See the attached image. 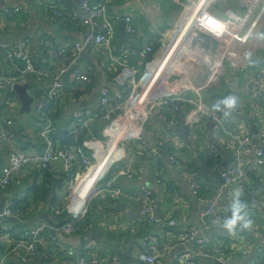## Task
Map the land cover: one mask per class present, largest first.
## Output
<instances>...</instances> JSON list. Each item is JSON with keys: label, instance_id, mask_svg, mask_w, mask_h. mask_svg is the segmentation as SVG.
I'll list each match as a JSON object with an SVG mask.
<instances>
[{"label": "crops", "instance_id": "crops-1", "mask_svg": "<svg viewBox=\"0 0 264 264\" xmlns=\"http://www.w3.org/2000/svg\"><path fill=\"white\" fill-rule=\"evenodd\" d=\"M82 1L0 0V45L7 43L16 48L18 44L26 43L29 58L39 70H55L66 66L65 60L54 59L53 55L56 53L53 50L71 51L73 44L80 42L89 33L84 24L76 26L67 16L71 10H79ZM88 1L94 3V0ZM244 1L250 3L253 0ZM129 2L132 0H108L107 13L116 23L117 42L128 41L135 50L142 49L144 39L149 38L153 42L152 54L142 60V70L137 68L140 73L144 71L141 94H148L147 83L156 86L153 90L155 95L174 92L175 96L182 94L192 97V94L200 93L204 96V102L213 104H219L225 97L235 103L242 99L244 113L236 115L233 104L230 110H226L225 132L219 134L214 131V126L210 129L209 124L212 123L207 119L192 124L189 119L194 112V105L183 101L176 102L177 104H172L163 111L149 106L145 111H148L145 118L132 117V113L128 112L124 116L113 115L109 123L101 122L96 127L95 142L86 148L85 153L92 162L99 160L105 166V173L102 177H95V183L105 187L107 182H113L121 191L122 198L113 200L102 193L87 202L84 197L82 200L71 197L77 190L68 192V179L62 184L56 180L47 181L43 185L38 174H29L23 183L9 188L8 197L16 202L17 208L13 210L15 217L0 222V260L4 256L9 258L12 254L21 230L49 224L48 221L53 222L56 214L63 211L64 219L61 222L75 221V231L65 237L63 242L66 244L56 246L46 260L38 258V264H91L93 260L110 261L112 257H116L119 264H143L141 256L147 252L143 248L144 242L155 246L157 264L264 263V173L254 174L256 181H249L253 191L260 196L262 206L252 210L248 202L246 207H241L240 212L235 215L243 219H237L231 229L212 218H201L206 210V202L218 197L221 204L233 207L234 217L229 191L222 186L219 178L220 172L231 161L230 152L226 148L229 135L241 132L249 136L252 150L261 147L259 126L251 120L250 113L256 107L251 95L256 87L252 78L264 67L256 64L264 62V15L250 44L240 48L238 44L229 41L233 29L225 28L224 38L219 42L203 32L196 33L192 29L181 31L183 22L179 21L185 17L187 0ZM13 6L22 7L25 13L6 14L5 9L14 8ZM208 9L218 18L243 11L240 0H220L216 6ZM56 12L59 16H54ZM125 14L132 18L139 30L138 36L132 40L125 32L122 34V28L125 31L122 16ZM162 28L163 32L160 31ZM259 36L263 39L262 46L255 45ZM117 42L114 43L115 46ZM232 46H236L234 51L239 58L235 67L228 65L226 58ZM86 56L90 59L79 57L78 64L80 67H93L94 87L92 90H85L84 87L90 83L88 81L78 83L75 87L68 86L64 93L67 104L58 126H64L77 110H98L101 89L108 91L112 99L111 106L125 101L130 95L129 91L121 94L128 80L125 69L109 62L107 57L94 54ZM218 59L224 65L223 73L217 82H210L207 68ZM162 62L166 63V67L158 71ZM146 67H149L148 72ZM1 72L2 75L7 73L3 64ZM237 81L238 87L236 85L237 90H234L233 86ZM41 86V83L34 81L28 85L27 93L33 98L32 108L37 98L42 97ZM77 90L80 92L79 96L73 100L70 95ZM2 100L14 104L9 109L0 108V134L6 128L8 135V144L0 153V164H6L9 155L15 150L40 153L42 144L37 142L42 129L33 110L22 114L16 93L4 94ZM227 106L226 104L225 108ZM167 111L170 120L165 122L161 117ZM258 117L264 119V113L259 112ZM5 119L11 120L12 125H3ZM119 124L122 125L119 127ZM185 126L189 130L186 136L182 137L175 132ZM67 129L71 130L70 126ZM112 129H117L116 132L122 133L121 136L134 139V142L138 139L145 141L146 156L144 153L142 156L136 155L138 143L123 142L125 152L114 154H131L132 159L123 158L111 164L106 163L104 158L112 159L114 155L102 154L107 134ZM254 130L257 134H254ZM174 144L179 148L176 165L170 164V146ZM97 150L101 151L100 158L91 157L92 152ZM163 152L168 156L166 163L163 162ZM211 152L216 158H210ZM127 164L131 167L132 176H117ZM50 167L56 176L60 175L58 164ZM113 177L116 178L112 180ZM193 185H199L196 196L193 194ZM143 190L153 194V223L150 225H146L148 217L142 215L139 204ZM235 190L237 191L236 187ZM2 201L4 206L7 200L0 196V204ZM80 209H86L83 217L81 213L78 214ZM169 219L176 221L175 226L168 225ZM247 221H251L250 225L242 227ZM132 228H136V234L131 233ZM190 228H195L198 232L194 240L187 238ZM200 239L208 240L205 248L215 258L205 260L197 255L196 241ZM14 258L17 260V257ZM11 261L12 256L9 264H12Z\"/></svg>", "mask_w": 264, "mask_h": 264}, {"label": "built area", "instance_id": "built-area-1", "mask_svg": "<svg viewBox=\"0 0 264 264\" xmlns=\"http://www.w3.org/2000/svg\"><path fill=\"white\" fill-rule=\"evenodd\" d=\"M107 1L108 0H94V3H90L88 0H83L79 5V10L72 14V17L80 21L89 30V33L83 37L80 42H75L72 46V52L76 57L67 66L60 67L54 72H44L43 70L36 69L31 63L29 58L27 44H18L16 48H12L9 44L3 43L1 48V66L6 68L7 73L0 77V103L1 108L9 109L13 107L12 102H6L2 100V95L13 91L14 86H28L31 82L46 83L47 95L45 99L36 100L32 108L35 117H42L44 115V107L46 105L54 106V102L57 103L64 99V93L67 91L68 86L75 87V83H86L89 80L86 79L89 68L80 67L78 59L82 54H94L97 56L107 57L109 62H113L121 69H125L127 72V83L123 87L121 94L130 92V95L125 101H120L118 104L111 106L112 99L106 89H101L99 108L100 113L82 109L77 110L71 114L74 122L72 124L79 125L91 133L96 120L109 123L113 115L122 114L126 115L128 112L132 113V117L136 116L146 117L147 107L151 109H158L159 111L165 110L176 102L191 103L194 105V112L190 116V122L192 124L200 122L202 119H207L214 126L216 133L225 132V120H226V108L225 101H229V97L222 98L219 104L204 102V96L200 93L192 94L191 96L179 94L174 95V92H168L161 95H155L154 89L148 87L146 95L141 94V88L138 84L139 80H143V74L139 72L138 67L142 70V60L149 56L153 52V42L147 38L144 39V45L142 49L135 50L133 45L128 41L120 42L117 46L114 45L117 38V28L115 27V21L110 19L111 17L107 13ZM138 2L139 0H132ZM220 0H187L184 8L185 17L179 22H183L181 31L192 29L196 33H211L217 38V42L222 41L224 38L223 31L225 28L233 29L230 42L236 43L243 48L250 44L253 35L256 34V27L264 15V0H253L250 3H246L244 0H240V8L242 12L227 14L223 17H215L210 13L211 6H216ZM11 9H5L7 13H25L22 7H15ZM239 7V6H238ZM238 11V10H237ZM122 20L125 24V34L129 39H133L138 36L139 30L133 23L132 18L125 14L122 16ZM177 27V26H176ZM256 46L263 45V39L259 36V39L255 41ZM236 46H232L226 54L228 59V65L235 67V62L238 60V56L235 53ZM64 49H66L64 47ZM115 54H117L115 56ZM263 62V61H261ZM15 66L16 68H11ZM16 65H22L19 69ZM264 65V64H263ZM166 67V63L162 62L157 68L158 71ZM149 67H146L148 72ZM156 70V69H155ZM224 65L221 60L214 62L209 68H207L208 80L210 82H217L222 75ZM67 76V77H66ZM252 81L256 84L253 93L251 94L256 103V107L253 108L250 113V118L259 126V140L261 147L252 150L250 145L249 136L243 135L241 132H235L230 134L226 148L230 152V165L224 168L219 178L222 186L229 191L230 205L235 206L243 198H245L247 191L249 197V208L257 210L258 206H262L260 196L255 192H249L251 189V178L248 175V171L258 175L264 173V119L258 117V113H264V67H261L259 71L253 76ZM143 82V81H142ZM147 84V83H146ZM142 86V85H141ZM35 93H33L34 95ZM244 101L239 99L234 103L233 110L236 115H242L244 113ZM132 110V111H131ZM162 121L166 122L164 117H161ZM3 125L6 127L12 125L11 120H3ZM54 130L53 123L48 122L42 129L39 139L43 142V149L40 153H29L25 151L15 150L9 155V159L6 164H0V196L7 200L6 204L2 208L0 214V222L6 219L15 217L14 207L15 201H11L8 197L9 188L14 182L16 184L23 183L22 179L31 170H42L52 164H58L60 171L67 174L68 181L66 184L68 192H74V190H80L81 195L85 200L91 201L93 198L107 194L111 199L122 198V193L113 182H107L105 187L99 186L95 183V177H102L105 173L104 164L99 161L90 160L85 151L75 148H67L62 151L54 144L48 135ZM130 137L112 134L108 132L105 148L102 149V154L109 155L118 152H125L124 143H138L136 148V155L142 156L146 149V142L142 139H138L136 142ZM95 138H89L88 145H93ZM8 144V135L6 128L1 131L0 134V153ZM170 146V145H169ZM170 164H177V156L179 155V148L177 144L170 146ZM252 155V157H249ZM213 152L210 154V158ZM246 160L243 165L241 163ZM215 161V159L213 160ZM216 162V161H215ZM131 167L127 164L117 176H132ZM116 177H113L114 180ZM193 194H198L199 185L192 186ZM237 188V191L235 190ZM139 204L141 206V213L148 217L147 224L153 223V194L151 191L143 190L140 193ZM218 199L206 202V210L201 215L203 220L209 218L214 219L218 223L224 225L229 219L233 217V207L224 206ZM86 210V209H85ZM80 209L81 217L85 212ZM54 218L52 219V221ZM80 221V219H77ZM54 225H60V228H55L49 224H39L33 228L21 230V233L15 240L13 247L14 251H17L19 256L17 260L20 264H30L35 261L36 258L41 255L45 257L47 253L55 250L56 246H63V239L75 231V221L68 222L53 221ZM169 226H175L176 221L174 219L168 220ZM132 234H136V228H132ZM198 232L195 228H190L187 234V238L194 240ZM197 255L205 260H210L213 257L206 250L208 244L207 239H200L196 241ZM143 248L147 250L146 254L141 256L143 264H157L158 259L156 255V249L153 245H148L147 242L143 243ZM216 261V260H214ZM221 262V260H218ZM9 258L4 256L0 260V264H9ZM103 264H119L116 257H112L110 261L106 260H93L91 264L97 263ZM264 264V263H262Z\"/></svg>", "mask_w": 264, "mask_h": 264}, {"label": "trees", "instance_id": "trees-1", "mask_svg": "<svg viewBox=\"0 0 264 264\" xmlns=\"http://www.w3.org/2000/svg\"><path fill=\"white\" fill-rule=\"evenodd\" d=\"M90 2V1H89ZM56 11V10H55ZM74 12H77V10H71L70 11V15L67 14L68 16V20L71 21V23L75 24L76 26H78V24L81 22H79L78 20L74 19L72 17V14ZM55 15L54 16H59V13L56 12L54 13ZM66 16V17H67ZM84 28H86L84 26ZM118 40H119V37H118ZM117 42V38H116V41ZM118 43L120 42H117V45ZM73 50V48H72ZM72 50H60L59 52V49L57 50H53L56 54L53 55L54 56V59L55 60H60L62 59L63 61L65 60L66 61V65L68 66L71 61L76 57V55L72 52ZM31 63L34 65L33 61H31ZM258 66H261L264 64V62H257L256 63ZM17 67L22 68V65H16ZM35 66V65H34ZM11 68H16L15 66L12 65ZM36 68V66H35ZM93 67H90L89 71H88V74L86 76V79L89 80V84L86 85L84 88L85 90L89 89V90H92L94 85H93V81H94V74L95 72L93 71V69H91ZM38 69V68H36ZM56 70V69H55ZM55 70H43L44 72H54ZM142 81L143 80H139L138 84L140 86V88H142ZM32 83V82H31ZM79 82L75 83L74 85L78 84ZM41 91L43 92L42 93V97L39 96L37 99L40 100V99H45L46 98V95H47V88L48 86L46 85V83H41ZM147 86H151L150 88H155L156 86L154 84L152 85H148L146 84ZM84 90V91H85ZM15 92H11V93H6L7 95H13ZM79 90L75 91L74 93H72V95H70V97L74 99H77L78 96H79ZM35 95V94H34ZM33 95V96H34ZM0 103H3L2 101ZM65 104H67L66 100L65 99H61L57 105H56V102H54V106L52 105H46V107H44V115L42 117H38V122L40 123V126H41V129H43V127L48 123V122H51L53 123V127H54V130L48 135V139H50L54 144H56L60 150L64 151L66 150L67 148H75V149H81L82 151H85L86 148L88 149L89 146L91 145H88V141H89V138L93 137L95 138L94 136H96L97 134V130H96V127L101 124V121L98 119L96 120L93 124V128H92V131L91 133H89V131L79 125H74L72 124L74 122V120L72 119V116H70V118L67 119V122L66 124L63 126H58V121L59 119L64 115V109H65ZM177 104V103H175ZM1 108V107H0ZM163 111V110H162ZM94 112H97V113H100L101 110L100 108ZM167 121L170 120L169 116V112H164V114L162 115ZM70 126V129L71 130H68L67 127ZM94 130V131H93ZM40 145L42 144V149L44 147L43 145V142L41 140H38V142ZM93 155L91 157H95V158H100L101 156V151L100 150H97V151H94L92 152ZM147 154V150L145 149L144 150V156H146ZM59 171V174L60 175H55V173L52 171V168L50 166L46 167L45 169H42V170H37V169H34V170H31L27 175H25V177L22 179V181L27 178V176L29 174H32L31 176H37V174L39 175V178L41 179V182L43 183V185L46 184L47 181H52V182H55L56 180L59 181V183L62 184V182L66 181L68 179V175L65 174L64 172ZM53 172V173H52ZM248 175L249 177L251 178V180L254 181V173L248 171ZM55 177V178H54ZM57 178V179H56ZM256 181V180H255ZM254 181V182H255ZM16 184V182H14L12 184V186ZM15 186V185H14ZM13 186V187H14ZM249 192H254L253 191V187H251V189L249 190ZM71 197H76V198H79L80 200L83 199V196L81 195V191L80 190H77L76 194L71 196ZM249 202V197H248V191H247V194L245 196V198H243L238 204H240L242 207H246V205L248 204ZM17 207H15L14 209H16ZM13 209V210H14ZM64 219V212L62 211L61 213H58L56 214V217L54 219V221H59L61 222L62 220ZM232 219V218H231ZM226 225V223H224V226ZM75 227V225H74ZM58 249V247H57ZM53 251V250H52ZM51 253V251L49 252ZM43 257L42 255L38 258H43L46 260V257H48V254ZM12 256V261L11 263L12 264H20L19 262H17V260H15L14 257H18L19 254L17 251H14L12 252V254L10 255ZM38 258L35 259L34 262L30 263V264H38L39 263V260ZM262 264V263H261Z\"/></svg>", "mask_w": 264, "mask_h": 264}, {"label": "water", "instance_id": "water-1", "mask_svg": "<svg viewBox=\"0 0 264 264\" xmlns=\"http://www.w3.org/2000/svg\"><path fill=\"white\" fill-rule=\"evenodd\" d=\"M123 27H124V24H123ZM124 28H122V34L124 35V33L123 32H125L124 30H123ZM81 57L83 58V59H90V58H88L86 55H84V54H82L81 55ZM1 75H2V72H1V53H0V77H1ZM236 85H237V87H238V81H237V83H235V85L233 86V89L235 90H237V87H236ZM27 89H28V86H14L13 87V91L18 95V98H19V100H20V104H21V113L22 114H28V113H31V110H32V103H33V98L31 97V96H29V94L27 93ZM231 109V107H229V106H227L226 107V110H230ZM235 118H236V116H235ZM241 120H244V119H241ZM245 121V120H244ZM209 126H210V129H212L213 128V125L212 124H209ZM168 128H170V126H168ZM175 132L178 134V135H180V136H182V137H184V136H186L187 134H188V132H189V130H188V126H185L182 130H175ZM254 134H257V132L254 130ZM163 154H164V158H163V162L164 163H166V162H168V156H167V154H165V152H163ZM123 158H128V159H132V155L131 154H129V155H127V154H114L113 155V158L112 159H110V158H104L105 159V161H106V163H108V164H111V163H113V162H117V161H119V160H121V159H123ZM2 206H3V201L1 202V204H0V214L2 213ZM48 223L50 224V225H52V226H54L55 228H60V225H54L52 222H50V221H48ZM217 264H221V263H217Z\"/></svg>", "mask_w": 264, "mask_h": 264}, {"label": "clouds", "instance_id": "clouds-1", "mask_svg": "<svg viewBox=\"0 0 264 264\" xmlns=\"http://www.w3.org/2000/svg\"><path fill=\"white\" fill-rule=\"evenodd\" d=\"M225 103L229 107H231L235 103V101L234 100H229V101H225ZM241 207L242 206L240 204H238V203L234 206V217L227 221V223L225 225L227 228L231 229L237 223V219H243V217H237L235 215V214H238L240 212ZM250 223H251V221H247V222H244L241 226L246 228V227H248L250 225Z\"/></svg>", "mask_w": 264, "mask_h": 264}, {"label": "rangeland", "instance_id": "rangeland-1", "mask_svg": "<svg viewBox=\"0 0 264 264\" xmlns=\"http://www.w3.org/2000/svg\"><path fill=\"white\" fill-rule=\"evenodd\" d=\"M130 4H133V3H135V2H129ZM111 19V18H110ZM171 21V20H170ZM166 23V22H165ZM160 31H162L163 32V28L162 29H160ZM208 35H209V37L211 36V38H214V40H216L217 38L215 37V35H213V34H211V33H207ZM254 45V44H253ZM148 112V111H147ZM147 113H146V117H147ZM122 124H119V125H117V126H121ZM116 130L117 129H112V131H110V132H112V134L115 136V134H117V135H120V134H122V133H119V132H116ZM118 131V130H117Z\"/></svg>", "mask_w": 264, "mask_h": 264}]
</instances>
